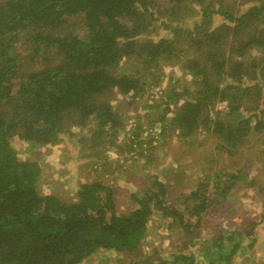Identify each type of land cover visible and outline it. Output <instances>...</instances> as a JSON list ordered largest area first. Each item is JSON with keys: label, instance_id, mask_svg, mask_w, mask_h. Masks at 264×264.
Here are the masks:
<instances>
[{"label": "trees", "instance_id": "1", "mask_svg": "<svg viewBox=\"0 0 264 264\" xmlns=\"http://www.w3.org/2000/svg\"><path fill=\"white\" fill-rule=\"evenodd\" d=\"M164 1L169 12L196 4L203 25L194 22L188 29L164 19L157 25L163 8L154 0H0V264H80L98 250L137 259L155 210L171 218L180 235L164 256L148 253L134 264H245L234 258L253 248L255 226L264 215L246 232L220 228L201 238L196 228L202 212L220 202L236 179L244 180L240 171L204 175L183 209L169 204L164 184L154 180L141 196L131 195L137 207L117 214L115 190L103 178L78 180L72 197L44 192L43 177L52 182V169H60L34 155L20 158L11 144L17 138L28 151L52 149L68 134L83 149L80 159H101L94 172L104 174L103 156L111 146L116 153L129 147L125 158L137 162L150 150L147 143L120 144L117 134L132 122L136 127L124 116L145 93L162 99L149 97L161 106L157 135L176 133L188 145L207 131L213 150L231 156L263 129L257 117L264 115V0L242 13L224 0ZM214 15L223 21L211 28ZM159 27L169 36L152 38ZM18 46L25 49L21 58ZM128 62L134 70L120 73ZM173 62L189 75L185 86L143 90L150 74H157L158 84V68ZM217 101L226 103L223 111L214 110ZM119 103L127 105L126 112ZM154 138L153 133L151 144ZM88 164L95 167L97 161Z\"/></svg>", "mask_w": 264, "mask_h": 264}, {"label": "rangeland", "instance_id": "2", "mask_svg": "<svg viewBox=\"0 0 264 264\" xmlns=\"http://www.w3.org/2000/svg\"><path fill=\"white\" fill-rule=\"evenodd\" d=\"M154 1L163 8V13H161L163 18L156 21L157 25L162 19L169 20L170 24H176L179 27L184 24L188 29H190L192 23H200V11L196 4H185L181 7L182 9H173L169 12L171 8L168 10L164 8L166 5L164 0ZM254 1L256 0H224V3H230L229 6L236 13H242ZM205 2L209 4L211 0ZM212 21L213 23H210L211 28L217 26L223 19L220 15H214ZM200 25L203 24L200 23ZM183 31L186 34V30ZM155 33L152 35V38L155 39L161 36H169V32L162 30L160 27L156 29ZM170 37L172 36L170 35ZM183 46L184 44L179 46L182 48V56L185 54ZM18 48L20 49V58L22 55H26L24 48H21V46H18ZM123 63L126 64V61ZM123 63L119 69L120 73H128L134 70L132 66L134 64L128 62L127 67L124 68ZM157 71L160 82L155 83L157 74L152 73L145 80L146 85L143 90L154 87L156 92L160 88L167 90L173 85L181 89V86H185L190 79L189 75H185L181 71L180 63L177 62L162 64ZM143 95L147 96L142 100L140 99L141 101L128 106L132 112L124 116L127 121L135 120L137 122L136 127L133 128L134 125L124 127L117 134V142L120 144L124 141H127L129 146L131 141L147 143L150 150L147 151V154H144L145 156H140L137 162H132L129 157L125 158L124 154L128 153L129 147L122 152L120 151V153H116V147L111 146L103 156L107 165L104 174L94 172V168L100 167L101 159H96L94 156L81 157L80 159L78 155L81 152L83 153V151L80 152L83 149L79 147L77 141L69 139L68 134L63 135L62 143L53 145L52 149L44 148V150H41L35 148L28 151L27 144H22L21 140L17 138L12 139L11 144L20 158L27 159L30 155H34V158H40L42 165L47 162L48 167L60 169L57 171L54 168L52 169L54 177L52 182L43 177L41 185L46 184L44 192L48 189L47 192H53L61 198L72 197L78 185V180L91 181L97 175L103 178L104 182L112 185L115 190L117 214H126L137 207V203L133 201L131 195L141 196L147 186L154 180L164 184L167 192L166 199L169 204H175L183 209L185 197L191 190L196 188L197 181L202 179L204 175L215 171H223L226 174H235L240 171L244 182L241 179H236L233 188L225 197L219 199L220 202L211 203L202 212L196 228L201 238H205L212 233H218L220 228L238 229L241 232L250 230L251 223L259 221L260 215H264V127L250 135L247 142L238 148L237 153L234 155L219 154L213 150L214 137L207 131L202 130V132L196 133L195 140L190 145H188L190 141L181 140L176 133L172 134L168 131L163 137L157 135L162 125V122L157 119V112L158 109L161 110V106L158 107L157 104L153 106L155 102H151L149 97L156 98L155 101L162 99L153 97L148 93ZM119 104L118 107L123 106L124 112H126L127 105ZM225 107L226 103L224 101H217L214 110L223 111ZM259 108L262 109V106H259ZM258 115L257 119H260L261 123L264 122V115ZM133 116L135 117L132 118ZM78 129L72 128L73 131ZM87 130L83 129L81 133L89 135L90 131ZM153 133L155 138L151 144L150 139ZM155 139L158 140L153 143ZM162 141L165 143L164 145H161ZM122 147L125 148L123 145ZM133 155L137 157L136 154L132 153L131 156ZM94 160L97 161L95 167L90 165L91 162L88 164L89 161L93 162ZM54 163L57 166L53 165ZM43 171H45L44 168ZM212 184L213 180L210 179L208 184L209 193L213 192ZM153 189L155 190V187ZM194 220L195 217L192 216L189 218L188 223L192 225ZM170 221L171 218L161 217L160 211H153L148 221L147 233L141 240L140 250L142 254L137 253V259H144V256H148V253L156 251L158 256H164L171 249V242L176 243L181 228L176 223H170ZM255 230L256 241L253 248L246 254L237 253V257L234 258L235 261H244L245 264H264V222H259L255 226ZM240 256H244V258H240ZM137 259L122 253L117 254L113 251L98 250L80 264H134L133 261Z\"/></svg>", "mask_w": 264, "mask_h": 264}, {"label": "built area", "instance_id": "3", "mask_svg": "<svg viewBox=\"0 0 264 264\" xmlns=\"http://www.w3.org/2000/svg\"><path fill=\"white\" fill-rule=\"evenodd\" d=\"M128 122H130V121L128 120ZM133 123H134V122H132L131 125H132V126H133V125L135 126V124H133ZM132 157H135V156L133 155Z\"/></svg>", "mask_w": 264, "mask_h": 264}]
</instances>
